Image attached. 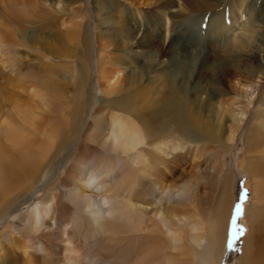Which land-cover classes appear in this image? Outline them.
<instances>
[{"label": "bare ground", "instance_id": "obj_1", "mask_svg": "<svg viewBox=\"0 0 264 264\" xmlns=\"http://www.w3.org/2000/svg\"><path fill=\"white\" fill-rule=\"evenodd\" d=\"M13 1L15 7L26 9L28 5L25 0ZM182 1L190 11L197 13L193 15H199L204 9L213 7L209 0V3L205 0ZM244 1L237 0L230 13L231 16H241L242 13L247 16L239 32L228 26L222 14L215 15L217 18L211 19L213 23L205 31L213 45L217 44L226 56L237 51L247 52L252 48L255 20L252 19V10L250 12V8H243ZM175 4V0H166L162 6L171 8ZM180 14L177 11L173 15L174 24L187 25L193 33L197 32L199 23L191 22L196 16L178 22ZM165 22H161L159 26L167 32L168 19ZM75 25L80 27L81 22ZM76 27L71 29L74 38L81 41L91 58L88 30H78L79 27ZM100 27L102 24L99 19L96 23V28H99V50L103 47L104 38ZM230 32H234V35L231 33V36ZM26 39L21 32L16 33L11 29L0 35V43L5 42L8 49L10 46L23 45ZM155 41L160 45L159 52H162V44L150 33L147 42ZM6 55L0 56V145H12L13 152L7 155L0 146V215L16 200L17 195H21L28 188L27 181L57 163L63 155L66 156L60 150L61 147L65 148L61 146L65 141L61 140L56 145L62 125L55 122L52 124L51 115H61L65 130L73 133L78 130L83 112L79 111L83 108L81 95H74L66 101L65 85L54 83L50 78L43 77V74L39 76L21 72L22 66H18L17 58L9 57L8 53ZM102 62L97 54V73ZM79 69L80 76H87L86 66ZM12 73L16 80H2L4 76ZM141 74L127 77L130 86L127 90L107 83L108 96L116 94L100 107L102 115L94 116L93 132L86 133L89 141L95 145V151L101 155L99 158L106 161L98 163L96 157V161L93 159L89 162L88 157L78 151L68 157V160L71 158V163L74 162L72 175L81 181L82 186L93 187L97 193V196L89 193L81 197L78 188L73 190L74 194L70 199L79 210L76 219L86 213L89 231L92 232L94 227L99 230L106 240L101 248L107 249L112 256L101 258L94 251L84 252L78 243V228L75 226V229L73 227L70 230L63 223L57 229L59 233L55 234H59L65 249L72 253L71 257H63V264H220L232 206V179L231 173L225 169L227 163L224 158L208 161L205 154L210 148L205 147L207 142L219 146L222 143L232 144L241 122L232 116L229 132L224 133L223 114L218 116L215 127L208 121L201 120L198 110L195 111L196 108H208L211 105L210 95L205 103H194L197 102L196 97L201 87L204 88L202 85L198 86L200 89L194 94H182L176 74L172 76L168 73V77H164L166 75L161 70L159 77L150 78L147 81L149 84L140 85L138 81L144 76ZM257 84L255 81L239 84L237 95L246 103L238 106V118L247 115ZM104 116L110 122L106 132L102 129ZM48 127V133L43 132ZM69 137L71 135L66 136V141ZM14 158L19 160L20 171L16 169ZM92 165L94 171L91 172ZM244 170L253 180L251 185L254 182L253 199L256 202L261 201L263 192L261 193L260 187L264 185V164L256 163L253 168L250 165L249 168L244 167ZM68 198L69 196L67 200ZM249 205L244 207L246 213L250 212ZM197 209L205 210L201 211V221L194 219V211ZM52 212L51 202L46 201V198L41 199L13 223L16 225V233L23 236L52 234L53 225L48 222ZM254 213L252 215L256 217V210ZM77 223L81 224L76 221V225ZM246 223L248 225V221ZM247 227L249 234L245 237L244 264H264V249L258 246L259 229L251 224ZM4 236L1 232L0 237ZM28 245L30 248L35 246V251L44 258L50 255L40 240L30 239ZM132 246H141L140 251L133 250ZM26 254L25 251L24 255ZM58 256L55 264L61 260L60 254ZM26 264L32 263L27 260Z\"/></svg>", "mask_w": 264, "mask_h": 264}, {"label": "rangeland", "instance_id": "obj_2", "mask_svg": "<svg viewBox=\"0 0 264 264\" xmlns=\"http://www.w3.org/2000/svg\"><path fill=\"white\" fill-rule=\"evenodd\" d=\"M25 1L28 5L26 9H23L21 6L15 7L13 0H0V35L11 29L16 33L21 32L27 38L23 45L10 46L9 49L5 42L0 43V56L6 57L7 53L9 57L15 56L18 66H22L20 71L23 73L39 76L43 74L46 79L50 78L54 83L65 85L66 101L74 95H81L83 108L79 111L83 112L78 130L73 133L71 130L68 132L65 130L61 122L63 119L61 115H51L52 124L55 122L62 125L56 145L61 140L65 141L61 145L65 148L61 147L60 150L62 153H66V156L63 155L57 163L27 181L28 188L24 193L17 195L16 200L11 202L1 213L0 234L2 232L7 238L0 237V264H26L27 260L32 264H55V259L59 257V254L61 260L60 262L56 261V264H63V257H69L72 254L65 249V244L59 239V234H55L59 233L57 229H60L63 223L70 230H73V227L75 229V226L78 228L77 239L84 252L94 251L101 258L112 256L107 249L101 248L106 240L99 230L94 227L92 232L89 231L86 213L81 215L80 219H76L79 210L70 199V196L74 194L73 190L78 188L81 197H85L89 193L97 196V193L94 192L93 187L82 186L81 181L72 175V169L75 168L74 162L71 163V158L68 160V157L73 153L77 154L78 151L81 155L88 157L89 162H92L93 159L96 161V157H98V163H104L106 160L99 158L101 155L95 151V145L89 141L86 133L93 132L92 120L94 116L101 114L100 107L116 94L108 96L107 83L110 82L113 86L127 90L130 88L127 78L129 75L142 73L144 78L142 77L138 83L140 85L149 84L147 81L150 78L159 77L161 70L166 75L164 77H168V73L172 76L177 75L182 94L185 92L194 94L200 89L199 85L204 87H201L199 95L196 97L197 102L195 99L194 103H199V101L201 102L199 105L205 103L209 95L212 99L208 108L195 109V111L198 110L197 113L201 120L208 121L211 126L216 127L218 116L223 114L224 127L222 130L224 133L229 132L232 116L241 122H238L241 127L236 132L232 144L222 143L219 146L207 142L205 147L210 148L209 152L205 154L208 161L224 158V162L227 163L225 169L231 173L232 179V206L227 239L222 249L220 264L246 263L243 254H246L244 250L245 237L249 234L247 227L249 224L258 227V246L260 249H264V234H262V231L264 233V185L260 187L261 190L259 189L261 193L263 192L261 201L256 202L253 199L252 190L254 182L251 185L253 180L244 170V167L248 166L249 168L250 165L253 168L256 163L264 164V0L244 1L243 8H250V12L251 10L253 12L251 14H253L252 19L255 20L254 41L250 51H237L233 53L234 56L223 54L217 44L213 45L205 31L208 25L213 23L211 19L217 18L215 16L217 14H222L224 20H227L228 26L234 27L239 32L247 16H244L243 13L242 17L239 14L230 15L237 0H209L213 7L202 9L203 11L199 15H193L196 12L190 11L182 0H175L176 4L171 8H163L162 4L166 0ZM205 1L209 3L208 0ZM177 11L181 12V16H178L177 19L178 22L196 16L191 22L199 23L197 32L193 33L186 27L187 25L174 24L175 17L173 15ZM99 19L102 24L101 35L104 37L102 39L104 48L102 47L101 50L97 46V29L99 28H96V23L99 22ZM167 19L169 29L166 32L159 24L166 23ZM77 22H81L80 27L75 25ZM75 27L78 30L80 28L83 31L88 30L91 58L88 56L85 46L80 43L81 41L75 40V35L71 30H74ZM237 31L235 33H238ZM150 33H153L162 44V52H159L160 45L157 41L147 42ZM231 33L234 35V32H230L232 36ZM97 54L103 60L98 73ZM83 66H86L87 76L85 77L80 76L79 67ZM101 71L103 72L100 73ZM11 75H7L10 77L4 76L2 80H16V76L13 73ZM107 78L109 79L107 80ZM253 81L258 83L253 102L248 106L247 115L238 118V106L246 103L243 98L237 95L239 84ZM138 83H134V85ZM130 85L133 87V84ZM181 93L180 95H182ZM0 95L2 94L0 93ZM217 110L219 115H216ZM104 120L102 129L106 132L110 122L109 118L107 119L105 116ZM49 128L43 132L48 133ZM67 135H71L68 141H66ZM1 139L0 144H2ZM70 144H72L71 148ZM0 146L5 154H12V145L4 143ZM14 160L16 169L20 171L19 160L16 158ZM94 167L92 165L91 172L94 171ZM262 178L264 180V175ZM67 196H69L68 200ZM45 198L46 201L51 202L53 211L51 219L48 221L53 225L52 234L23 236L16 233L14 229L16 225L13 223L17 218L25 214L32 205L38 204L41 199ZM247 205L250 206V212L246 213L244 207H248ZM255 210L258 213L256 217L252 215ZM201 211L205 210L194 211V219L203 220ZM76 221L81 224L77 223L78 225H76ZM8 226L9 228H6ZM30 239L40 240L44 243L51 256L48 254L44 258L42 254L35 251V246L30 248L28 245ZM140 247L132 246L133 250L138 252ZM25 251L26 255H24ZM56 252L59 253L55 255ZM80 260H82L81 254Z\"/></svg>", "mask_w": 264, "mask_h": 264}]
</instances>
